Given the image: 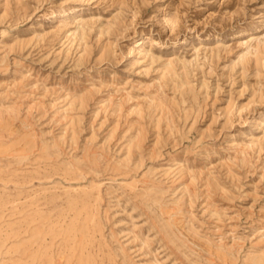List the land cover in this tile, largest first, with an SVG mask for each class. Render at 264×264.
I'll return each instance as SVG.
<instances>
[{
    "label": "rangeland",
    "instance_id": "374dc122",
    "mask_svg": "<svg viewBox=\"0 0 264 264\" xmlns=\"http://www.w3.org/2000/svg\"><path fill=\"white\" fill-rule=\"evenodd\" d=\"M262 37L264 0H0V264H264Z\"/></svg>",
    "mask_w": 264,
    "mask_h": 264
},
{
    "label": "bare ground",
    "instance_id": "6f19581e",
    "mask_svg": "<svg viewBox=\"0 0 264 264\" xmlns=\"http://www.w3.org/2000/svg\"><path fill=\"white\" fill-rule=\"evenodd\" d=\"M264 45V37H262V38H259L258 39V42H257V44L256 45H254L255 47H253V48H251V46H250V48H249V51L248 52H252V51H256V50H258L259 49V47H261V46H263ZM167 65H169V64H167ZM167 68H170V66H167ZM172 222H173V220H172ZM173 224V223H172Z\"/></svg>",
    "mask_w": 264,
    "mask_h": 264
}]
</instances>
